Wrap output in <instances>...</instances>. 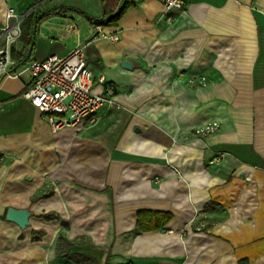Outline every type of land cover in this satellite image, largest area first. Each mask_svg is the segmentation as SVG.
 Here are the masks:
<instances>
[{"label":"crops","instance_id":"0c3cea01","mask_svg":"<svg viewBox=\"0 0 264 264\" xmlns=\"http://www.w3.org/2000/svg\"><path fill=\"white\" fill-rule=\"evenodd\" d=\"M93 1L96 14L0 0V31L8 6L26 38L35 29L23 52L87 42L94 90H113L92 121L54 131L22 96L27 73L0 83V264H76L56 256L60 233L97 264H264V0H185L171 22L161 0H132L100 25L116 41L92 38ZM30 11L49 15L34 26ZM9 206L28 208L29 225Z\"/></svg>","mask_w":264,"mask_h":264},{"label":"built area","instance_id":"2783aa9c","mask_svg":"<svg viewBox=\"0 0 264 264\" xmlns=\"http://www.w3.org/2000/svg\"><path fill=\"white\" fill-rule=\"evenodd\" d=\"M167 21L181 10L185 0H161ZM24 15L14 7L5 10V21L0 31V83L27 73L28 83L22 96L35 106L52 130L75 126L83 120L94 119V114L108 101L112 88L94 90V75L85 57L87 42L73 46L65 55L50 54L43 59L25 57L20 47L21 22ZM74 22H66L67 32L74 30ZM93 39L118 40L115 33H106L94 25ZM199 131V130H197ZM219 157L213 158L218 161ZM212 162V161H211Z\"/></svg>","mask_w":264,"mask_h":264},{"label":"trees","instance_id":"16d2710c","mask_svg":"<svg viewBox=\"0 0 264 264\" xmlns=\"http://www.w3.org/2000/svg\"><path fill=\"white\" fill-rule=\"evenodd\" d=\"M119 0H102L103 2V6H104V10L102 15L100 16H94V17H88L89 21L91 24L93 25H112L115 24L116 21L119 19V17L122 15V13L124 12L125 8L131 4L132 0H126L125 2L121 3L119 6V3H117ZM118 4V5H117ZM60 11L63 10H73L72 7H68V6H61L59 7ZM27 15H29V20L33 19V25L37 26L38 23L44 19L45 17H47L49 15V12L47 14H43L41 16H36V14L34 13V11H30ZM21 28H22V22H21ZM31 28V24L30 27ZM30 36L29 38H26L25 35L23 34V30L22 33L20 35V41L24 44H31L30 42H32L33 37L35 36V29L32 30H28ZM23 44V45H24ZM25 57L27 58H31L30 57V53H26ZM151 214H156V213H151ZM161 214V216L157 217V219H161L162 221H160L159 223L154 224V227H159L168 217L169 215L166 213H159ZM45 217H47V219H52L53 217L55 218V214L53 213H48L44 215ZM166 216V217H165ZM152 221H154V216L151 217ZM140 219V220H139ZM142 222V217H141V213L138 214V220H137V225L144 229L143 227L147 226L148 228H153L152 224H147V225H143L141 224ZM137 232V231H134ZM44 230L43 229H37V230H32L31 232V239L32 240H39L43 235H44ZM75 240H68L64 235H62L61 233L58 236L57 239V243L55 246V254L56 256L59 257H65L66 258V262L70 263V262H74L76 264H97V259L95 257L86 255L82 252H70L69 249L74 245ZM126 264H131L126 263ZM239 264H248L246 262V260H240Z\"/></svg>","mask_w":264,"mask_h":264},{"label":"water","instance_id":"95a60500","mask_svg":"<svg viewBox=\"0 0 264 264\" xmlns=\"http://www.w3.org/2000/svg\"><path fill=\"white\" fill-rule=\"evenodd\" d=\"M122 66L126 68H131L132 64L128 60L122 61ZM6 219L16 223L20 228L24 229L29 225V217L31 216V211L28 208H14L12 206L6 209Z\"/></svg>","mask_w":264,"mask_h":264},{"label":"rangeland","instance_id":"374dc122","mask_svg":"<svg viewBox=\"0 0 264 264\" xmlns=\"http://www.w3.org/2000/svg\"><path fill=\"white\" fill-rule=\"evenodd\" d=\"M59 2L65 3V4L79 5L80 7L91 12L92 14L98 13V10L96 8L97 5L94 6V4H98V3L96 1H93V0H91V2H89V5L83 4V0H59ZM80 25L81 26L83 25V27L85 26L84 23H81ZM195 133L198 134L196 131H195Z\"/></svg>","mask_w":264,"mask_h":264}]
</instances>
